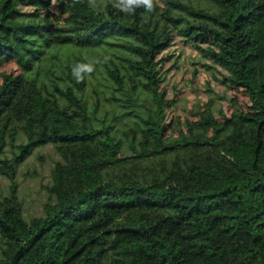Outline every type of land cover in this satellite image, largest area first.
<instances>
[{"label":"trees","instance_id":"16d2710c","mask_svg":"<svg viewBox=\"0 0 264 264\" xmlns=\"http://www.w3.org/2000/svg\"><path fill=\"white\" fill-rule=\"evenodd\" d=\"M162 1L0 0V173L18 132L61 157L42 215L0 198V264H264V0ZM176 36L226 71L219 116L167 118Z\"/></svg>","mask_w":264,"mask_h":264},{"label":"rangeland","instance_id":"374dc122","mask_svg":"<svg viewBox=\"0 0 264 264\" xmlns=\"http://www.w3.org/2000/svg\"><path fill=\"white\" fill-rule=\"evenodd\" d=\"M157 1L160 7L164 6L162 0ZM21 8L30 9L25 5ZM57 11L58 6L54 2L42 13ZM158 61L162 80L160 85L166 90L167 96L175 100L167 110V118L178 115L191 117L192 106L205 103L210 98L214 100L213 111L217 116L220 110L227 107L232 93L222 82L226 71L202 55L192 42L176 36L158 56ZM24 143L21 132L15 134L13 141L7 138L3 158L14 160L15 176L14 181H10L0 173V198L8 196L10 186L14 184L23 217L30 220L43 213V205L49 199L46 187L51 184V170L61 157L54 146L48 143L33 147L25 157L16 161L21 153L17 147Z\"/></svg>","mask_w":264,"mask_h":264},{"label":"clouds","instance_id":"9594fccd","mask_svg":"<svg viewBox=\"0 0 264 264\" xmlns=\"http://www.w3.org/2000/svg\"><path fill=\"white\" fill-rule=\"evenodd\" d=\"M121 4L125 7L126 10L132 8V6L144 5L146 8L151 11L153 8V0H121Z\"/></svg>","mask_w":264,"mask_h":264},{"label":"built area","instance_id":"2783aa9c","mask_svg":"<svg viewBox=\"0 0 264 264\" xmlns=\"http://www.w3.org/2000/svg\"><path fill=\"white\" fill-rule=\"evenodd\" d=\"M55 2V0H52V3Z\"/></svg>","mask_w":264,"mask_h":264}]
</instances>
